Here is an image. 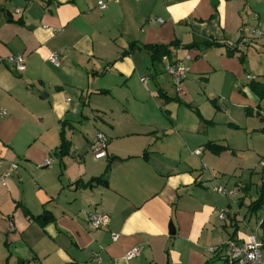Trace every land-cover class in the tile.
I'll list each match as a JSON object with an SVG mask.
<instances>
[{
	"label": "crops",
	"instance_id": "0c3cea01",
	"mask_svg": "<svg viewBox=\"0 0 264 264\" xmlns=\"http://www.w3.org/2000/svg\"><path fill=\"white\" fill-rule=\"evenodd\" d=\"M262 37L264 0H0V175L17 164L0 183V264H226L207 249L261 239L232 162L264 126L239 136L232 115L264 103L249 86L264 74L240 62ZM152 45L170 57L153 62ZM18 54L24 72L6 63ZM176 61L190 68L179 88L164 70Z\"/></svg>",
	"mask_w": 264,
	"mask_h": 264
},
{
	"label": "built area",
	"instance_id": "2783aa9c",
	"mask_svg": "<svg viewBox=\"0 0 264 264\" xmlns=\"http://www.w3.org/2000/svg\"><path fill=\"white\" fill-rule=\"evenodd\" d=\"M100 10L106 8V4L103 1H98L97 3ZM49 62L55 67L60 65L57 53H51L49 55ZM165 59V58H164ZM188 59V57H186ZM6 63L9 66H13L17 72H24L26 69L25 57L21 54L12 55L6 58ZM166 74L171 78L172 84L179 88L182 82L188 77L190 73V68L183 61H176L172 64L167 63L164 67ZM107 139L105 135L101 132L96 133L95 145L93 147L94 154L103 153L106 148ZM198 153V151H197ZM51 160L47 159L43 163L44 166H49ZM2 167V162L0 160V169ZM260 167L264 170V161L260 162ZM17 164L12 163L8 170H5L0 175V183L2 185L6 184L7 178L10 176L11 170H16ZM215 191L218 194L225 195L231 199L234 198L235 193L233 191H226L222 187H216ZM228 209L223 210L219 214V219L223 220L227 214ZM264 219V212H263ZM88 222L93 229H101L106 227L109 223L108 215L106 214H89ZM140 247H135L131 249L125 256L127 260L133 259L140 254ZM208 253L216 257L221 255L223 259L228 264H264V243L258 237L257 232H252L246 241H238L235 239H229L220 246L209 247L207 249Z\"/></svg>",
	"mask_w": 264,
	"mask_h": 264
},
{
	"label": "rangeland",
	"instance_id": "374dc122",
	"mask_svg": "<svg viewBox=\"0 0 264 264\" xmlns=\"http://www.w3.org/2000/svg\"><path fill=\"white\" fill-rule=\"evenodd\" d=\"M264 38V37H262ZM257 48V47H256ZM248 53V54H247ZM245 62L242 66H244L245 70H246V74H248L251 71L254 72H259L264 74V47H258L257 50H255L254 48H250L248 50H246L245 54H244ZM263 66H262V65ZM249 69L251 71H249ZM264 78V77H263ZM264 100V99H263ZM262 110V112H261ZM260 113H256L254 111V109H249V107L245 108V110L238 112L237 110L234 111L233 115H232V119L234 120V125L233 128L236 127V125L238 124L240 126L241 129H239L241 132H239V134L237 133V130L231 129L232 131L236 132V134H238L239 136L241 135H246V129L248 127V129L252 130L258 126H264V103L262 104V108L259 111ZM230 126V125H228ZM227 126H223V128H226ZM94 132V137L96 136L95 131ZM262 133V132H261ZM257 134V142L255 140V144H251L252 148L249 147L250 150H254V153L252 151H246L247 146L242 143V146L240 148H242V150H240L236 153V156H234V160L232 162V164H234V167L232 168V170L235 168V179L239 180V185L245 186V185H250L251 187H253V197L255 198V200L258 198V192L260 190V187L262 186L263 183H259L258 179H252L250 181L249 176L251 175L252 172H256V174L254 175H258L259 177H262V171H264L261 167H260V162L264 161V134ZM258 146V147H257ZM262 151V153H259V155L256 153L257 151ZM225 177L229 178V175L226 174L224 175ZM264 178V177H263ZM256 184L258 185L257 189H256ZM253 198V199H254ZM259 212H264V206L260 209ZM228 264V263H226Z\"/></svg>",
	"mask_w": 264,
	"mask_h": 264
},
{
	"label": "trees",
	"instance_id": "16d2710c",
	"mask_svg": "<svg viewBox=\"0 0 264 264\" xmlns=\"http://www.w3.org/2000/svg\"><path fill=\"white\" fill-rule=\"evenodd\" d=\"M212 44H209L208 46H210ZM135 48V45H130L129 47V51L125 52V54H129L133 49ZM148 48V50L152 53V60L153 62H159L162 60V58L166 57L169 58L170 57V51L168 49V47L163 46V45H152L150 47H146ZM190 48V47H189ZM232 54V53H230ZM240 62L241 64H244L245 62V57L244 55L240 56ZM250 89L252 90L253 93H255L258 98L260 100L264 99V78L261 82H251L249 84ZM206 148L211 150L212 152H214L215 154H220L221 152L227 150L225 147H220L217 145H214L212 143H209L206 145ZM69 152V145L68 143L64 140V138H62V142H61V146H60V150H59V155L61 156H65L67 155ZM103 178H99V179H94L93 181H91L90 185L93 184H98L101 183L103 185L106 186V180ZM264 206V184H262V186L260 187V190L258 192V198L252 202L249 206V212H251L252 214H256L257 212L260 211V209ZM260 228L262 230V237H261V241L264 243V220L262 221Z\"/></svg>",
	"mask_w": 264,
	"mask_h": 264
},
{
	"label": "water",
	"instance_id": "95a60500",
	"mask_svg": "<svg viewBox=\"0 0 264 264\" xmlns=\"http://www.w3.org/2000/svg\"><path fill=\"white\" fill-rule=\"evenodd\" d=\"M211 3H212L213 5H216V4H217V0H211Z\"/></svg>",
	"mask_w": 264,
	"mask_h": 264
}]
</instances>
